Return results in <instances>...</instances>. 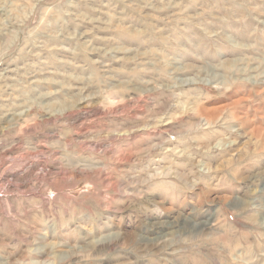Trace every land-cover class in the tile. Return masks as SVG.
Here are the masks:
<instances>
[{
    "label": "clouds",
    "instance_id": "1",
    "mask_svg": "<svg viewBox=\"0 0 264 264\" xmlns=\"http://www.w3.org/2000/svg\"><path fill=\"white\" fill-rule=\"evenodd\" d=\"M0 264H264V0H0Z\"/></svg>",
    "mask_w": 264,
    "mask_h": 264
}]
</instances>
